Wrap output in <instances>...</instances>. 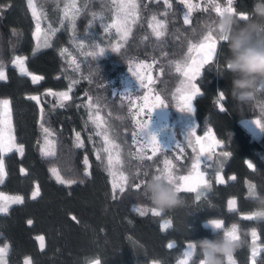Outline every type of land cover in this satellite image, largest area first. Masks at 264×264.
Returning <instances> with one entry per match:
<instances>
[{
	"label": "trees",
	"instance_id": "trees-1",
	"mask_svg": "<svg viewBox=\"0 0 264 264\" xmlns=\"http://www.w3.org/2000/svg\"><path fill=\"white\" fill-rule=\"evenodd\" d=\"M138 1L139 18L126 44L111 56L84 65L87 73L82 82L84 86L60 107L59 96L49 94L68 86L64 76H54L63 65L58 48L48 46L28 64L30 71L43 76L40 83L35 84L28 76L20 74L12 62L16 56L31 55L35 45L34 27L24 16L25 0H0V65L6 76V80L0 81V95L9 94L15 138L24 148L22 156L16 151L4 156L7 176L0 183L1 191H12L23 197L22 204L11 205L8 213H0V246H9L7 264H25L27 258L31 259V264H89L97 260L100 264H176L189 242L218 234L204 224L209 219L222 220L224 228L233 224L241 226L244 243L234 257L238 264H247L246 246L251 241L253 221L242 214L260 211L250 189L264 196V131L252 137L240 120L259 118L264 127V89L254 94L255 106L239 103L231 97L230 75L223 72L227 54L225 42L219 45L216 59L206 65L197 78L201 93L193 99V113L198 131L212 127L230 153L222 164L226 182L218 183L215 176H209L211 189L205 190L199 201L195 199L196 193L182 190L180 194L185 201L182 207L163 211L160 217L151 214L154 206L141 195L142 189L136 191L133 185L153 174V160H136L126 151L131 147L134 121L131 104L119 94L106 91L103 98L111 121L124 139L129 177L127 190L123 194L117 192L115 199L110 192V178L85 135L81 105L89 91L99 85L107 89L111 81L117 85L119 75L134 58L164 65L166 70L158 86L168 85L170 71L166 61L180 57L188 39H196L201 34L202 21L213 15L212 7L196 11L191 23L185 25L182 3L170 0L168 32L164 38L157 39L148 23L158 9L156 0ZM218 2L222 7L227 6L226 0ZM252 4L253 0H235L234 7L237 12H250ZM48 5V9L51 8L52 4ZM113 11L112 0H79V14L74 27L72 23V34L84 35L99 16H110ZM220 91L225 94L223 111L218 103ZM32 94L39 96V103L28 101L27 96ZM44 128L50 133L47 142ZM77 132L83 148L76 147ZM42 149L55 154L45 156ZM249 163L252 168L248 167ZM53 168L64 180L74 183L57 182L51 172ZM86 168L90 175L85 174ZM231 176L235 179H230ZM36 186L40 194L32 198ZM231 198L236 199L234 211L228 207ZM134 207L149 211L141 217ZM165 217L172 221L168 229L162 227ZM259 224L258 243L264 245V218H259ZM39 236L44 238L43 249ZM170 243L174 244L173 248L168 247ZM193 259H203L198 248Z\"/></svg>",
	"mask_w": 264,
	"mask_h": 264
},
{
	"label": "rangeland",
	"instance_id": "rangeland-1",
	"mask_svg": "<svg viewBox=\"0 0 264 264\" xmlns=\"http://www.w3.org/2000/svg\"><path fill=\"white\" fill-rule=\"evenodd\" d=\"M33 2L40 16V21H39L40 32L39 34H37V30H36L37 21L33 18L32 10L31 8L28 7L27 0H25L24 16L33 24L34 27L33 36L35 40V45L30 56H22V57L26 58L25 67L28 69V64L32 62L37 57V55L41 51L45 50L48 46L55 45L58 48V52L62 58L63 65L60 70H56L54 72V76L57 78L64 76L68 81V86L65 89L57 91V93L68 92L69 97H71L73 93L77 92L79 88H82L84 86L82 82L84 80V76L87 75V73L84 72L83 70L84 65L88 66L90 62L93 63V60L95 61L111 56L112 54L115 53L114 51H112L114 46L121 45L122 48L128 41L129 36L127 37L126 40H121V34L118 33L114 27H110L119 18L118 6L121 3H127V0H112L114 7L113 13L110 16H105V15L99 16V18L92 24L90 30L82 36H75L72 34L71 32L72 22L70 18H65L66 10L69 13L73 11L70 7H66V6H70L73 3H75L76 9L79 10V0H33ZM189 2L194 6L193 12L190 16V21H192V17L196 11H205L206 9L211 7H212L213 15L206 17V19L202 21L201 25L203 30L201 34L196 39L194 38L188 39L187 45L185 46V50L180 57L170 58L169 60L166 61L168 64L167 69L170 71V78L168 79L169 82L168 85L164 87L158 86L159 80L163 76L164 71L166 70L164 68V65H156L157 61L138 60L134 58V60L130 62L127 70L119 75L120 76L118 79L119 83L117 85L114 83V81H111L108 84L107 89L99 85L98 88L89 91L88 97L82 102L81 106L85 120V135L87 139L90 141V144L92 145L95 157L97 158V155L100 156V159L97 160L99 161L101 168L110 178V183H111L110 192L112 195H113L112 177L109 173L108 164H107L108 153L103 151L106 145L103 136L96 134L98 131H101V129H97L96 125L92 122L91 119H89L90 116L95 117L99 115L100 119L105 122L110 138L120 146L119 155H120L121 163L120 165H118V169L120 172H123L125 175L128 176V172L125 167L126 159L124 157L125 154L124 139L120 138L118 129L116 125H114L113 122L111 121L108 110L103 103V98L105 97L106 91H110L114 95L119 94L122 99H124L125 101L131 104L134 128L130 134L131 147L127 148L126 151L129 153L130 156H132L136 160H140L139 157L136 155V152L138 147L140 146L141 138L138 137L137 143H133L132 134L134 132L139 131L137 121H140L142 123L148 122L147 112L153 109L154 106L159 103L157 97H159L160 100H163L164 102L163 106L157 107L155 108V110H153L151 116V123L149 126L150 131L157 133V138L160 144L162 145L160 151H158L156 155L153 156L152 158L153 174H160V170L164 168V161L170 160L172 161L173 164V169H172L173 175L175 177L191 176L193 179L190 181V183H193L195 182V179L197 177H196V173L193 170L192 165L194 163H199L200 165L199 170L201 172H204V179L207 180L208 183H209V176H215L216 180H218V178H222L224 183L226 182V179L224 178L222 173V164H223V159L225 158V156H223V153L228 152L226 146L222 141L218 139L212 127L208 126L205 129H203L202 132L198 131L199 126L194 117V113L187 112V106H188L187 97L191 95V91L185 88L182 84V82L185 81L186 79L183 75V72L176 71L177 62H180L182 67H184V62L186 59H187V63L191 64L193 58L199 59L200 55H202V53L197 52L195 50L192 53H189L188 49L192 45H196V47L198 48L201 43H204L203 37L207 34L209 30V26L216 19V15H217L215 13V5L213 3H210V0H189ZM136 3H137V13H138L137 20H138L140 13V4L138 0H136ZM215 3H219L218 0H215ZM48 4H52L51 8L49 9L47 7L49 6ZM182 5L185 14L187 13V6L184 3H182ZM196 5H199V7H195ZM156 6L158 9L151 15V17L153 15H156L158 19H164L166 21L167 23L166 35H167L168 12L170 9L167 7V5L164 4V0H156ZM165 13H167V15H164ZM151 17L149 19V22L151 20ZM137 20L134 24H131V32L135 24L137 23ZM49 26H51L52 29L56 30L54 35L52 34V32L49 31ZM106 28L108 29L107 31H105ZM150 29L152 31V28ZM213 34L216 36L214 32ZM46 43L48 45L47 47L45 46ZM38 45L39 47H37ZM219 45L220 44H218V47ZM99 48L105 49L103 55L98 54ZM64 49H67V51H63ZM93 52L97 53V56L95 58L89 55H85L87 53H93ZM217 53H218V49H217ZM216 56L214 57V60L216 59ZM73 61H75V63H73ZM77 65H79V67H77ZM144 65H151V68H146L144 67ZM3 71L5 72L4 69ZM28 72L31 73V75H26V76H28L31 80H32L31 78L32 75L43 77L40 74H36L30 71L29 69ZM133 72H136L137 76H134L132 74ZM149 77L151 78V82L149 81ZM140 78L143 79V83L147 84L148 87L140 86ZM4 80H6V78ZM4 80H0V81H4ZM42 80L43 79H41L39 82L35 84L40 83ZM70 85H71V91H69ZM125 90H128L130 92H125ZM31 96H36V97L39 96L33 94L27 96L29 102L31 103L37 102L35 100L29 99V97ZM89 98H91V100ZM5 99L10 101V106H9V110H5L4 106L0 104V139H2L4 142H7L8 137L10 135L15 137V134H14L11 100L8 93H3L2 95H0V101ZM193 99L194 97L191 100L192 108H193ZM223 100L224 99H220L218 96V103L220 107H222ZM247 103L250 106H255L256 100L253 97V99L248 101ZM90 104L92 105L91 107H89ZM141 109H144V111L141 112L140 111ZM181 109H184V111H181ZM256 122H259V126L257 125ZM240 123L246 130H248L251 133L252 137H258L262 133L260 127L263 126L259 118L241 119ZM209 130H211L210 134H209ZM187 133H188V138L186 139L185 136L187 135ZM196 137L200 138L199 142L196 141ZM213 137L215 138V140L221 142L219 146L213 144ZM15 143L17 145H20L17 143L16 138H15ZM176 143H178L179 145L178 147L175 145ZM210 146L212 148L211 152H209ZM201 147H203L205 150L203 153H201L200 151ZM193 149H195V151ZM13 151L16 150L13 149ZM145 151L147 156L152 155L151 148H148ZM16 152L20 156L23 155L18 151ZM9 153L11 152H5L3 153V155H7ZM23 153H24V148H23ZM113 154L115 155V153ZM205 155H209L211 158L205 161ZM187 158L189 159L188 162H186ZM230 179H233V176H231ZM183 183L184 181L182 180L179 181V184L182 185ZM36 189L37 186L35 187L34 191ZM0 193H3L4 196L22 197L21 194H16L13 193L12 191L4 192L0 190ZM230 200L236 201L235 198H231ZM255 213H259V212L244 213L242 216L245 218L248 216H252ZM166 220H169V218L165 217L163 219V224L165 223ZM251 220L253 221L252 230L255 229L257 233V237L254 239L251 235V241L246 246L247 253H246L245 262L247 264H252L253 261L252 249L253 247H256L259 252V255L256 257V264L257 263L264 264V245H260L258 243V231L260 229L259 218L251 219ZM236 225L238 226V230H239L238 234L241 238V226L239 224ZM230 227L226 229H230ZM186 251H188V248L187 250L185 249L184 253ZM194 253L195 251H193L192 256L190 258L183 255V257L179 260L177 264H182V262L185 261L186 264H201L203 259L199 261H195L193 259ZM233 258L236 264H238L239 262L236 260V258L234 256ZM27 260L30 261L31 264V259L28 258ZM95 262L96 261H93L89 264H95ZM152 264H157V262H154ZM225 264H229L227 258Z\"/></svg>",
	"mask_w": 264,
	"mask_h": 264
},
{
	"label": "snow or ice",
	"instance_id": "snow-or-ice-1",
	"mask_svg": "<svg viewBox=\"0 0 264 264\" xmlns=\"http://www.w3.org/2000/svg\"><path fill=\"white\" fill-rule=\"evenodd\" d=\"M181 2L186 4V6H187V13L184 14L183 22L185 25H189L191 23L190 16L193 12L194 6L189 2V0H181ZM27 3H28V7L31 8V10H32L33 18L37 21L36 30H37V34H39V32H40V23H39L40 16L37 12V9H36V6H35L33 0H27ZM210 3H213L215 5V13L217 15H220L223 12L228 11V12L238 14V16L241 20L245 21L248 19L247 12H237V9L234 7L235 0H226V4H227L226 7H222L219 3H215V0H210ZM164 4L167 5V7L169 9L172 7L170 0H164ZM66 7H70L73 10L71 13H69L66 10L65 18H70L71 22L73 23V27H74L75 26V18L79 14V10L76 9L75 3H73L70 6H66ZM195 7H199V5H196ZM164 15H167V13H165ZM118 17H119L118 20L115 21L110 27H114L116 29V31L121 34V40H126L127 37L129 36L130 32H131V24H134L137 20V17H138L136 0H127V3H121L118 6ZM149 27L152 28L153 34L155 35V37L157 39L163 38L166 35L167 23L164 19H158L156 15H153L151 17V20L149 22ZM107 30L108 29L106 28L105 31H107ZM49 31L52 32V34L54 35L56 30L52 29L51 26H49ZM203 41H204V43H201L198 48L196 47V45H192L188 49L189 53H192L194 50L202 53V55H200L199 59L193 58L191 64H188L187 59H186L184 62V67H182L180 62L176 63V71L177 72L182 71L184 77L186 78L185 81L182 82L183 86L191 91V95H189L187 97V101H188L187 112H189V113H192L194 111L192 108V105H191L192 98L195 97L197 94L201 93V88L198 87L197 83H196L197 78L201 77L202 69L206 65H209L210 62H212L214 60V57L217 54L218 44H222L224 42L223 40L217 39V37L213 34V31L211 30L210 26H209V30H208L207 34L203 37ZM45 46L46 47L48 46L47 43L45 44ZM37 47H39V45ZM120 48H121V45H116L113 47L112 51L118 52V51H120ZM63 51H67V49H64ZM104 52H105L104 48H99V50H98L99 55H103ZM85 55H89V56H92L93 58H95L97 56V53L93 52V53H87ZM25 59H26L25 57L16 56L12 63L14 65H16V67L19 68V71L21 74L31 75V73H29L28 69L25 67ZM73 63H75V61H73ZM77 67H79V65H77ZM144 67L151 68V65H144ZM132 74L134 76H137L136 72H133ZM5 78H6L5 72L3 71L2 65H0V80H4ZM31 78H32L33 83H37L41 79H43V77L35 76V75H32ZM149 81L151 82L150 77H149ZM140 86L141 87H148L147 84L143 83L142 78H140ZM69 91H71V85L69 86ZM125 92H130V91L125 90ZM49 94L59 96V98H60L59 99V106L60 107H64L63 102L70 99L68 92L49 93ZM219 98L220 99L225 98V94L223 91L219 92ZM29 99L35 100V101H37V103H39V99L36 96H31V97H29ZM89 99L91 100V98H89ZM157 100L159 101V103L157 105H155L153 109H151L147 112V121L148 122L142 123L140 121H137L139 131L134 132L132 134L133 143H137L138 137L141 138L140 146L138 147L137 152H136V155L139 157V159L141 161H143L145 158L148 160H151L153 158V156H155L156 153L158 151H160V148L162 147V145L160 144V142L157 138V133L149 130L153 110H155V108H157V107L163 106V104H164L163 100H160L159 97H157ZM0 104H2L4 106L5 110H9V106H10L9 100H7V99L2 100V101H0ZM91 106L92 105L90 104L89 107H91ZM220 110L223 111L224 108L221 107ZM140 111L143 112L144 109H141ZM181 111H184V109H181ZM89 119L92 120V122L96 125L97 129H101V131H98L96 134L103 136V139H104V142L106 145V147L103 149V151L108 153L107 164H108L109 173L112 177V191H113V198L115 199V194L117 192L120 194L125 193V191L127 190L128 184H129V177L127 175H125L123 172H120L118 169V165H120V163H121L120 155H119L120 146L118 144H116L110 138V136L108 134L107 126H106L105 122L100 119L99 115H97L95 117L90 116ZM256 123L259 126V122H256ZM260 129L262 131H264V127H260ZM43 130L46 134V142H47V135H49L50 133H49V130L47 128H44ZM210 132H211V130H209V134H210ZM185 138L186 139L188 138V133L185 136ZM75 139H76V147L77 148H83L84 143L80 138L79 132L76 133ZM196 141L199 142L200 138L196 137ZM48 143H50V142H48ZM220 143H221L220 141L215 140V138L213 137V144H215L216 146H219ZM175 145L177 147L179 146L178 143H176ZM148 148L152 149V155H150V156L146 155L145 150ZM13 149H15L16 151L23 154V145H17L15 143V137L14 136L10 135L7 139V142H4L2 139H0V183H3L4 177L6 176V167H5V162H4V158H3V153L12 152ZM193 150L195 151V149H193ZM200 151H201V153H203L205 150L203 147H201ZM211 151H212V148L210 146L209 152H211ZM42 152L45 156H50V155L55 154L54 151H45L43 149H42ZM113 153H115V155ZM229 155H230V153H228V152L223 153V156H225V157H227ZM210 158L211 157L209 155H205V161L209 160ZM97 159H100L99 155H97ZM84 164L85 165L88 164L87 158H85ZM192 167H193V170L196 173V177H197L195 179V182H193V183H190V181L193 179L191 176L175 177L173 175V171H172L173 164H172V161H170V160L164 161V168L162 170H160V174L164 175L170 182H173L177 188V191L181 192L182 190H184L187 192L196 193L195 199L197 201H199L201 199L203 192L205 190L211 189V185L208 183L207 180L204 179V172H201L199 170L200 169L199 163H194L192 165ZM248 167L252 168L253 165L251 163H249ZM24 171H25L24 169H21V172H24ZM51 172H52L53 176H55L57 182H59L61 184L74 183V181L64 180L56 168L51 169ZM85 174L90 175L87 168L85 169ZM145 175H147V173H145ZM233 179H235V177H233ZM180 180L184 181V183L182 185L179 184ZM217 182L218 183H224L222 178H218ZM133 189L136 191H140L142 189V181L139 183H135L133 185ZM39 194H40L39 188L37 187V189L32 193V198H36ZM254 194H255L254 191H252L250 189V195H254ZM22 203H23V197H21V196H4L3 193H0V213H8L9 207L11 205L22 204ZM235 204H236L235 200L229 201V210L230 211L235 210ZM134 210L137 213H139V215L141 217L145 216L149 211V209H144V208H140V207H134ZM150 211L154 217H160L162 214V212L155 207L151 208ZM245 218L250 219V220L256 219V218H264V212L255 213L252 216H248ZM28 223L31 224V221H29ZM211 223L213 225H215L216 228H218V229H223V230L229 231V234L235 233L237 239L240 238V236L238 234V231H239L238 226L236 224H233L230 227V229H226V228H224L222 221H220L218 219H213L211 221ZM171 225H172V221L166 220L165 223L162 225V227L164 229H168L171 227ZM251 235L254 239L257 237V233H256L255 229L252 230ZM39 240H40V247H41V249H43L44 238L41 236V237H39ZM168 247L173 248L174 244L170 243L168 245ZM187 247H188V251H186L184 253V255L186 257L190 258L192 256L193 251H195L196 246L194 244L190 243V244H188ZM8 250H9L8 245L0 246V264H7L6 257L8 254ZM258 255H259V252H258L257 248L253 247V249H252V258H253L252 264H256V257ZM227 260L229 261V264H236L233 256L228 257ZM25 264H30V261H26ZM95 264H99V261H96ZM182 264H186V261L182 262ZM201 264H204V262L202 261Z\"/></svg>",
	"mask_w": 264,
	"mask_h": 264
},
{
	"label": "clouds",
	"instance_id": "clouds-1",
	"mask_svg": "<svg viewBox=\"0 0 264 264\" xmlns=\"http://www.w3.org/2000/svg\"><path fill=\"white\" fill-rule=\"evenodd\" d=\"M248 19L241 23L238 14L225 11L211 23L210 28L218 40L227 47L223 72L230 75L229 94L239 103L253 99L254 94L264 89V0H253ZM223 74V73H221ZM141 195L161 212L182 207L184 198L173 182L162 174H152L142 181ZM260 211L264 212V196L254 194ZM207 220L218 234L193 241L203 254L204 264H224V258L234 256L243 245L235 233L218 229Z\"/></svg>",
	"mask_w": 264,
	"mask_h": 264
},
{
	"label": "crops",
	"instance_id": "crops-1",
	"mask_svg": "<svg viewBox=\"0 0 264 264\" xmlns=\"http://www.w3.org/2000/svg\"><path fill=\"white\" fill-rule=\"evenodd\" d=\"M4 156H5V155H3V158H4ZM229 201H231V200H229ZM228 204H229V202H228ZM235 210H236V204H235ZM242 215H243V214H242ZM242 217H243V216H242ZM221 221H222V220H221ZM222 222H223V221H222ZM204 224L206 225V221L204 222ZM206 226L211 227L210 225H206ZM39 237H40V236H39ZM39 237H38V239H39ZM39 242H40V240H39ZM190 243L193 244V242H189L188 244H190ZM188 244H187V246H188ZM187 246H186V250H187V248H188ZM27 259H28V258H27ZM27 259H25V262L28 261ZM178 262H179V261H178ZM178 262H177V263H178ZM152 263H154V262H152ZM152 263H151V264H152ZM177 263H176V264H177ZM157 264H159V263L157 262Z\"/></svg>",
	"mask_w": 264,
	"mask_h": 264
}]
</instances>
